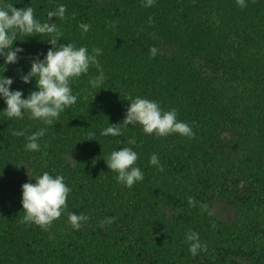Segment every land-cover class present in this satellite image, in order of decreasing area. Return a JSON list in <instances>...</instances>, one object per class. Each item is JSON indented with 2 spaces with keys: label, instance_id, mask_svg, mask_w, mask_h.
I'll return each mask as SVG.
<instances>
[{
  "label": "trees",
  "instance_id": "obj_1",
  "mask_svg": "<svg viewBox=\"0 0 264 264\" xmlns=\"http://www.w3.org/2000/svg\"><path fill=\"white\" fill-rule=\"evenodd\" d=\"M246 2L241 9L235 0H156L150 8L141 0H0L33 7L41 22L65 5L64 19L51 20L63 33L58 43L101 49L105 74L101 89L88 83L95 66L73 80L78 100L51 126L27 113L8 120L0 99V264H264V0ZM48 38L17 37L18 63L0 66L14 79L11 90H36L20 74L46 54ZM137 96L175 109L194 138L146 135L139 125L100 135L123 121ZM41 128V150H26L27 136ZM122 147L137 152L144 174L131 188L105 161ZM153 153L163 171L149 164ZM44 172L65 177L67 212L88 217L79 230L67 212L46 230L22 223L21 186ZM219 199L236 207L234 218L213 214ZM189 231L206 251L189 253Z\"/></svg>",
  "mask_w": 264,
  "mask_h": 264
},
{
  "label": "clouds",
  "instance_id": "obj_2",
  "mask_svg": "<svg viewBox=\"0 0 264 264\" xmlns=\"http://www.w3.org/2000/svg\"><path fill=\"white\" fill-rule=\"evenodd\" d=\"M156 0H141V5L146 8L152 7ZM241 8L247 7L246 0H235ZM67 8L60 4L53 11L47 13L45 22L36 19L33 7L17 9L13 4H0V58L6 69L7 65L16 64L24 49L13 47L18 36H47L51 47L46 54L37 55L31 62L27 73H21L20 79L24 84H31L35 80V89L27 96L20 89L11 90L14 79L4 74L0 75V99L6 105L2 109L3 115L8 119H23L29 114L32 119L42 121L45 125H53L61 113L74 105L79 94H74L71 87L73 80L89 72L91 66H95L98 75L89 78L92 88L101 89L105 81V74L98 57L102 54L101 49L92 48L91 51L85 46L77 47L73 43H58L63 37L62 31L52 18L64 19ZM151 21V18H149ZM79 27L83 32H88L89 24L81 23ZM150 57L155 58L158 49L155 46L149 49ZM6 71V70H5ZM4 71V72H5ZM3 72V73H4ZM139 125L146 135L154 134L156 137H166L171 134H179L182 137L194 138L192 126L178 119L175 109L164 111L159 103L142 97H135L129 102L121 123L109 124L100 132L102 136H119L122 129ZM46 129L27 136L25 149L31 152L41 150L39 140L45 135ZM13 135L25 136L24 131H14ZM91 136L94 138L95 133ZM91 138V139H93ZM138 154L130 147H122L113 150L105 159L109 170L117 173L116 180L124 187L131 188L135 183L144 179V174L136 166ZM149 164L159 171H163L158 154L153 153L149 158ZM21 186L22 191V223L34 224L42 229L47 227L62 214L67 212V199L71 188L65 183V177L60 174L52 175L44 172L35 176ZM188 203L195 205L194 198H189ZM88 217L76 212H67L68 223L74 230H79L81 222L87 221ZM114 217L106 218L103 223H113ZM188 243V251L192 256L207 250V246L201 244L199 234L189 231L185 235Z\"/></svg>",
  "mask_w": 264,
  "mask_h": 264
},
{
  "label": "rangeland",
  "instance_id": "obj_3",
  "mask_svg": "<svg viewBox=\"0 0 264 264\" xmlns=\"http://www.w3.org/2000/svg\"><path fill=\"white\" fill-rule=\"evenodd\" d=\"M236 212V207L226 200L219 199L213 206V214L220 219L231 220Z\"/></svg>",
  "mask_w": 264,
  "mask_h": 264
}]
</instances>
